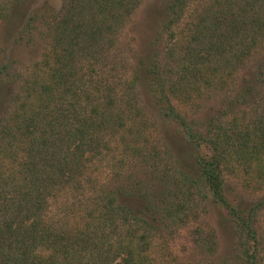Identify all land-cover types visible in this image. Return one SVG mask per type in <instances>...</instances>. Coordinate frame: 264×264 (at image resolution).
Wrapping results in <instances>:
<instances>
[{
  "label": "trees",
  "instance_id": "1",
  "mask_svg": "<svg viewBox=\"0 0 264 264\" xmlns=\"http://www.w3.org/2000/svg\"><path fill=\"white\" fill-rule=\"evenodd\" d=\"M1 1L9 5L7 21L16 7L27 3ZM140 1L68 0L60 17L48 26L43 59L24 81L23 92L14 95L15 109L0 117V264H59V259L60 264H148L146 247L139 244L156 231L160 219L166 224L174 220V213L163 206L167 195L175 193L171 188L152 199L149 189L138 185L119 191L138 209L118 204L110 191L84 224L59 231L44 219L50 199L67 190L83 191L88 165L110 146L105 131L124 125V111L114 100L112 87L89 80L87 84L77 66L83 62L93 66L100 51L114 46L116 32ZM187 1L174 0L164 10L165 31L181 21ZM24 15L14 41L34 48L31 30L42 17L38 11ZM186 28L185 38L146 65V85L188 146L189 171L195 179L183 170L182 186L191 180L204 184L213 204L226 211L240 234L244 264H258L260 236L258 242L253 225L264 200L253 206L231 201L224 175L238 172L245 188L263 190L264 96L254 102L251 80L232 94L225 90L226 81L232 84L235 71L264 44V0H207ZM9 68L7 57L0 54L1 84ZM136 79L128 91L134 90ZM202 89L223 92L222 102L206 118L188 121L172 101L197 98ZM95 95L100 98L94 106ZM82 98L91 110L82 108ZM127 110L138 112L132 104ZM139 135L131 131L134 143ZM138 231L143 235L136 239Z\"/></svg>",
  "mask_w": 264,
  "mask_h": 264
},
{
  "label": "rangeland",
  "instance_id": "2",
  "mask_svg": "<svg viewBox=\"0 0 264 264\" xmlns=\"http://www.w3.org/2000/svg\"><path fill=\"white\" fill-rule=\"evenodd\" d=\"M173 1H140L116 32L114 46L103 53L100 51L93 66L86 62L78 64L80 76L85 77L87 84L89 80L97 82V85L103 83L112 87L113 98L124 111V125L116 128L117 124L113 130L105 131L110 146L88 165L83 191L67 190L50 199L44 219L59 231L70 229L77 223L84 224L88 213L94 212L105 201L107 192L112 191L117 195L118 204L133 205L138 209V204L125 200L119 194L122 187H147L152 199L171 188L175 193L170 196L164 193L168 198L167 205L163 206L174 213V220L166 224L160 219L158 227L154 225L156 231L149 232L142 242L134 241L146 247L148 264H244L240 234L226 211L213 204L211 194L203 183L195 184L191 180L182 186L183 170L195 179L192 171H189L192 161L188 146L177 125L164 116L157 104L158 100L153 98L146 85L145 67L151 58H162L170 45L185 38L188 20L207 2L188 0L181 21L171 30L165 31L164 10ZM67 2L27 0L19 9L16 7L12 18L7 21L5 16L9 5L0 0V54L7 57L10 66L8 75L3 76V84L0 83V117L15 109L13 97L23 92L24 81L32 76L34 66L43 59L48 26L54 18L60 17ZM35 11L43 18L37 20L31 30L36 46L32 48L27 43L19 46L14 41V34L23 25L24 14ZM133 77L137 78L136 85L134 90L128 91V84ZM247 80L253 82V99L258 103L264 96V44L235 71L232 84L230 80L226 81L229 86L225 93L232 94ZM223 96V92L202 89L199 97L186 101L174 100L172 104L188 121H200L218 103L221 104ZM99 98L100 95H95L92 105H97ZM84 100L80 99L82 108L91 110L92 107L85 104ZM129 104L137 106L138 112L127 110ZM131 131L140 134L137 143L130 136ZM136 148L141 149L142 153L134 152ZM154 168L156 173H153ZM224 181L228 198L233 202L241 200L245 205L253 206L264 200V188L259 192L245 188L238 172H226ZM253 227L258 242L260 236L261 251L257 262L264 264V205ZM142 235L143 232H136V239ZM62 261L59 259V264Z\"/></svg>",
  "mask_w": 264,
  "mask_h": 264
}]
</instances>
